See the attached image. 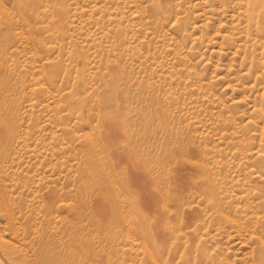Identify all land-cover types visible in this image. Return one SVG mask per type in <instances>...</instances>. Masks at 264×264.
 Masks as SVG:
<instances>
[{
  "label": "rangeland",
  "instance_id": "rangeland-1",
  "mask_svg": "<svg viewBox=\"0 0 264 264\" xmlns=\"http://www.w3.org/2000/svg\"><path fill=\"white\" fill-rule=\"evenodd\" d=\"M2 77L10 257L264 264V0H0Z\"/></svg>",
  "mask_w": 264,
  "mask_h": 264
},
{
  "label": "bare ground",
  "instance_id": "bare-ground-1",
  "mask_svg": "<svg viewBox=\"0 0 264 264\" xmlns=\"http://www.w3.org/2000/svg\"><path fill=\"white\" fill-rule=\"evenodd\" d=\"M4 81H3V77L0 79V143H5V141H8L9 139H8V136H9V134L10 133H12L11 131L12 130H9V129H4L3 131H2V129H3V126H7V125H10V117H9V114L7 113V112H10V104H11V102H8V99H9V97H8V95L7 94H5V92H2L1 90H2V87H3V85L4 84H2ZM29 85H31V84H29ZM126 146V145H125ZM129 149V148H128ZM125 150V149H124ZM126 151H127V149H126ZM125 151V152H126ZM130 151H131V149H130ZM124 152V153H125ZM127 153H128V151H127ZM127 153H126V155H127ZM130 155H129V158H130V156H131V152L129 153ZM124 155V154H123ZM126 155H125V157H126ZM135 157H136V154H133ZM134 156H133V158H134ZM138 156V155H137ZM139 158H140V155H139ZM130 159H132V157L130 158ZM134 159H136V160H138V158H134ZM133 159V160H134ZM135 160V161H136ZM143 160V159H142ZM125 161V160H124ZM128 161V160H127ZM132 161V160H131ZM139 161V160H138ZM123 162V161H122ZM126 162V161H125ZM129 162H130V160H129ZM144 162V160L142 161V162H140V163H143ZM127 163V162H126ZM125 164V163H124ZM132 164H134V163H132ZM138 164V163H137ZM130 165V164H129ZM128 165V166H129ZM142 165H144V163L142 164ZM141 165V167L140 168H142L143 166ZM140 166V165H139ZM146 167V166H145ZM132 168V167H131ZM135 168V167H134ZM139 168V167H138ZM130 169V168H129ZM143 170L145 169V168H142ZM134 170V169H133ZM136 170V169H135ZM138 170V169H137ZM141 170V169H140ZM145 171V170H144ZM143 171V172H144ZM146 171H147V168H146ZM134 173V172H133ZM132 173V174H133ZM135 173L136 174H138L139 172H137V171H135ZM142 174V173H141ZM146 174H148L147 172H146ZM145 174V175H146ZM134 176H135V174H134ZM138 176V175H137ZM136 177V176H135ZM134 177V178H135ZM145 177V176H144ZM137 178V177H136ZM135 178V179H136ZM134 179V180H135ZM137 180V179H136ZM135 180V181H136ZM133 182V181H132ZM132 184V183H131ZM134 185V184H133ZM136 187L138 188V186L136 185ZM134 189H135V187H133ZM136 190V189H135ZM139 191H140V189H138ZM137 191V190H136ZM137 193V192H136ZM141 194V193H140ZM141 196V195H140ZM143 196V195H142ZM140 198H142V197H140ZM123 200V199H122ZM124 207H127V205L126 206H124ZM141 209V208H140ZM128 213V212H127ZM143 214H145V213H143ZM138 217H141L142 219H143V217L142 216H137V220H139V218ZM141 218H140V221H142L141 220ZM144 218H145V215H144ZM140 221H136V222H139L140 223ZM144 223L146 224V220L144 221ZM141 224V223H140ZM144 224V225H145ZM142 225H143V223H142ZM142 226L140 225V228H141ZM146 227V225L144 226V228ZM147 228H145V229H142L141 228V230H146ZM140 230V231H141ZM144 231H142L143 233H144ZM145 233H147V232H145ZM145 235V234H144ZM144 238H146V236L144 237ZM143 237H142V239H144ZM139 240V239H138ZM143 241H145V239L143 240ZM146 243V242H145ZM145 245V244H144ZM19 251V252H18ZM18 251H16V256H14V257H10L9 256V254L7 253V252H5V251H3V250H1L0 249V264H66V262L64 261V255L63 254H61L60 252L59 253H57V252H55V251H51V252H46V251H41V253L39 252V254H37L38 255V258H34V256H33V254H31V255H26V254H24V253H21V252H24V250H23V248L21 249V247H18ZM10 253V252H9ZM62 253H64L65 254V251H64V249H63V251H62Z\"/></svg>",
  "mask_w": 264,
  "mask_h": 264
}]
</instances>
